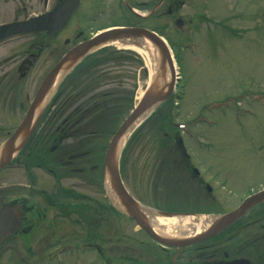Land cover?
<instances>
[{
    "label": "rangeland",
    "instance_id": "1",
    "mask_svg": "<svg viewBox=\"0 0 264 264\" xmlns=\"http://www.w3.org/2000/svg\"><path fill=\"white\" fill-rule=\"evenodd\" d=\"M188 2L191 6L179 14L191 18V24L163 30L161 35L177 68L174 95L155 106L131 131L118 164L123 184L143 206L164 212L221 213L264 188V0ZM198 14L205 21L197 19ZM93 52L90 61L67 76L65 90L72 89L89 113L82 114L80 137L66 145L74 151L93 150L89 165L97 166L94 184L86 182L92 172L85 170L67 172L64 187L96 199L97 220L85 222L88 211L73 215L67 198L64 231L55 232L48 241L50 245L65 241L69 250L61 263L52 256L45 264H199L204 254L218 246L212 248L206 242L200 244L207 246L203 249L185 248L172 263L173 251L161 249L109 199L101 174L104 150L151 88L156 66L153 69L141 52L119 44ZM177 138L203 183L182 169ZM206 182L212 189L209 195ZM260 210L255 215L264 219V207ZM234 231L230 229L229 234ZM90 237L101 245L100 257L84 245ZM236 239L231 237L224 247L233 249ZM10 247L1 248L0 264H44L40 252L27 254Z\"/></svg>",
    "mask_w": 264,
    "mask_h": 264
},
{
    "label": "flooded vegetation",
    "instance_id": "2",
    "mask_svg": "<svg viewBox=\"0 0 264 264\" xmlns=\"http://www.w3.org/2000/svg\"><path fill=\"white\" fill-rule=\"evenodd\" d=\"M186 6H191L188 0H0V26L44 17L37 25L41 29L0 39V160L7 159L0 167V251L4 245L11 244L10 248L15 251L36 255L37 251L40 252L38 255L44 256V264L52 256L58 257V263H61L69 250H66V242L59 239L50 245L48 240L55 232L64 231L62 220L66 218L67 198L71 201L73 215L80 217L88 211L86 216L89 218L83 216L85 222L89 220L92 224L93 219L97 220L96 199L64 187L67 172H92L86 182L93 185L97 170L96 165H89L93 150L74 151L66 145L68 140L80 137L84 109L77 95L72 94L73 90H65V83L67 76L90 61L93 51L104 45L77 60L67 74L59 73V80L56 82L55 79L56 84L42 101L33 104L47 75L73 48L105 31L145 29L161 36L163 30L182 29L186 23L189 25L192 22L191 18L185 19L179 14ZM67 14L62 24L63 16ZM197 17L205 21L203 15L198 14ZM125 42L128 43L127 40ZM23 123L25 125L20 130ZM11 138L10 147L3 151ZM175 148L181 156L182 169L189 170L192 179L198 178V182L203 183L199 172L192 166L190 155L181 151L178 142ZM81 159L83 161L78 165L76 161ZM14 176L17 177L15 180L12 179ZM204 187L208 195L212 193L207 182ZM254 193L240 199L238 205ZM236 207L209 214H225ZM263 207L264 201L256 203L215 236L184 246L179 252L176 247H162L148 237L161 249L173 251L172 263L185 248L198 245L203 249L207 246L200 244L209 242V246H218L219 249L204 254L199 264L233 260L264 264V219L255 215V211ZM261 214L264 215L263 211ZM233 228L234 234H229ZM231 237L237 238L236 246L231 249L233 252L224 247ZM32 239H35L34 245ZM89 239L87 247L94 249L99 256L101 245L93 237ZM215 240L218 241L213 244ZM39 244L40 248L35 247Z\"/></svg>",
    "mask_w": 264,
    "mask_h": 264
},
{
    "label": "water",
    "instance_id": "3",
    "mask_svg": "<svg viewBox=\"0 0 264 264\" xmlns=\"http://www.w3.org/2000/svg\"><path fill=\"white\" fill-rule=\"evenodd\" d=\"M67 16L68 14L63 16L62 24H64ZM43 18L44 17L40 16L23 22L0 26V39L24 32L39 30L41 29V27H38L37 25L42 22ZM137 39H139V42ZM112 40L124 43H126L125 41L127 40L128 43L126 44L137 47H141L143 45V41H148L158 51L159 60L152 77L151 88L145 95H143V97L137 102L130 113L123 119L115 132L112 134L108 145L105 148L101 164L102 178L104 180L105 178H108L112 192L118 199L119 205L122 207L121 211L128 217H130L132 221L139 227V229L144 231L151 239H153L161 246L176 247L179 252L180 249L184 246H189L215 236L230 224L238 220L248 208L252 207L256 203L264 201V189L245 198L242 203L239 204L238 207H236L234 210L225 214L215 216L203 231L191 237L167 238L160 236L157 232H155L151 225L148 223L146 212L149 211L150 214H153L154 216L169 218L173 216L188 217L190 216V214L154 211L146 206H143L136 199H134L126 189L121 179L116 153L118 141L125 134L128 128L147 110L154 108L158 104L167 100L174 90L176 80L175 66L169 47L167 46L163 38L145 29H112L103 32L95 39L89 40L86 43L73 48L55 65V67L51 70V72L47 75V77L41 84L34 98L33 104H37L42 101L48 90L52 88L53 84L55 83V79L60 72H62L61 74H67L72 69L74 63L77 60L82 59L85 54L97 48L98 44ZM165 66L169 68L171 78L168 83L160 84V82L165 77ZM24 125L25 123L20 125V130ZM10 143H12V138L4 145L3 151L8 150V148L10 147ZM179 145L181 146L182 152L185 153V149L181 141ZM6 161L7 159L5 158L1 159L0 167L1 164ZM213 264H248V262L245 260H233L228 262H217Z\"/></svg>",
    "mask_w": 264,
    "mask_h": 264
},
{
    "label": "bare ground",
    "instance_id": "4",
    "mask_svg": "<svg viewBox=\"0 0 264 264\" xmlns=\"http://www.w3.org/2000/svg\"><path fill=\"white\" fill-rule=\"evenodd\" d=\"M123 45L127 46L130 49H134L136 51L141 52L144 57L145 61L150 63L152 68L157 66L158 60H159V54L156 48L151 45L148 41H143V45L141 47H135L131 46L129 44L119 42L116 40L112 41H106L103 43L98 44L100 45ZM166 67V66H165ZM154 69V68H153ZM62 72H60L61 74ZM64 73V72H63ZM61 75H57L56 82L59 80ZM171 74L169 68H165V77L160 82L162 83H168L170 81ZM176 78V77H175ZM56 84V83H55ZM55 86V85H54ZM169 99V98H168ZM153 109V108H151ZM151 109L147 110L145 113H143L125 132V134L120 138L117 144V160L120 156V151L122 149V146L128 137V135L131 133V131L137 126V124L145 117L146 114H148ZM105 187L108 194L109 199L118 209H122V207L119 205L118 199L114 196L109 180L108 178H105ZM147 214V220L148 223L151 225L153 230L157 232L160 236L167 237V238H186L191 237L205 229L210 222L213 220L212 217H207L204 215L201 216H189V217H157L153 214H150V212H146Z\"/></svg>",
    "mask_w": 264,
    "mask_h": 264
},
{
    "label": "trees",
    "instance_id": "5",
    "mask_svg": "<svg viewBox=\"0 0 264 264\" xmlns=\"http://www.w3.org/2000/svg\"><path fill=\"white\" fill-rule=\"evenodd\" d=\"M103 97V96H102ZM93 110H95V108H94V106H92V111ZM96 111V110H95ZM88 112V110H83V115L84 116H86L87 114H89V113H87ZM172 112V111H171ZM171 112L168 114L169 116H171L172 114H171ZM166 116V115H165ZM170 118V117H169ZM169 124H171V120L169 121ZM172 125V124H171Z\"/></svg>",
    "mask_w": 264,
    "mask_h": 264
}]
</instances>
